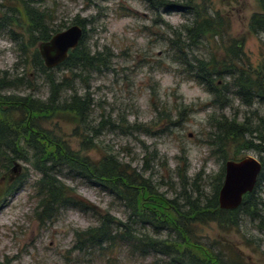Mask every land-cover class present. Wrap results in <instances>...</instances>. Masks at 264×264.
Returning a JSON list of instances; mask_svg holds the SVG:
<instances>
[{"label":"rangeland","instance_id":"rangeland-1","mask_svg":"<svg viewBox=\"0 0 264 264\" xmlns=\"http://www.w3.org/2000/svg\"><path fill=\"white\" fill-rule=\"evenodd\" d=\"M22 1L51 16L46 25L56 34L80 23L86 49L92 55L107 56L106 68L87 72L74 84L78 94L88 90L93 103L90 123L97 130L91 139L93 150L82 151L69 119L59 121L56 132L80 157L98 162L109 155L148 180L168 200L180 196L184 185L179 175L185 171L187 192L198 190V196L205 199L212 195L214 180L226 163L208 146L216 133L214 126L224 118L252 126V130L263 129L264 102L244 106L231 87L235 76L215 78L222 98L216 103L196 82L198 71L193 70L190 78L188 68L213 62L218 71H242L256 81L257 73L264 70V33L251 30L250 25L256 16L264 15V0H0V25L6 14L24 9ZM208 18L220 26L191 46L186 30ZM24 29L0 26V72L31 84L9 94L19 98L31 94L45 101L49 94L45 76L34 70L28 57L20 58L12 42L11 33L19 35ZM179 38L183 55L173 46ZM231 45L239 55L234 63L223 62ZM55 74L59 78L70 75L67 68ZM44 128L52 130L53 125L44 124ZM235 140L233 146L225 147L228 160H264V153L243 151V139ZM17 162L22 166L23 185L14 193H4L8 184L1 181L5 172L0 171V264H164L163 257L139 258L119 246L75 250V235L97 226L98 216L109 215L125 224L129 211L101 189L61 171L59 182L96 212L62 210L43 224L35 216L41 177L30 164ZM254 197L258 216L240 214L237 226L231 228L217 223L195 226L196 242L223 261H229L234 252L250 264H264V180L255 187ZM137 231L151 233L141 226ZM158 237L169 240L166 232Z\"/></svg>","mask_w":264,"mask_h":264},{"label":"trees","instance_id":"trees-1","mask_svg":"<svg viewBox=\"0 0 264 264\" xmlns=\"http://www.w3.org/2000/svg\"><path fill=\"white\" fill-rule=\"evenodd\" d=\"M22 3L24 9L15 8L14 11H8L2 23L19 28L25 27L19 35L11 33L12 42L18 48L20 58L28 57L34 70L45 76L44 82L49 94L45 101L38 100L31 94L24 98L11 95L9 93L13 90L30 88L31 84L21 77L0 72V171L6 174L13 167L14 162L22 161L30 164L33 171L39 174L41 177L37 185L39 203L35 213L38 221L44 224L54 214L68 209L83 213L96 212L89 202L59 182L58 173L66 171L114 197L129 211L125 224L109 215H96L97 226L75 235V250L89 252L103 250L105 246L110 248L119 246L139 258L163 257L164 264H250L234 252L230 253L229 261H223L222 256L216 255L215 252L196 242L194 230L198 225L216 223L229 228L236 227L240 214L252 219L258 216L255 211L258 206L254 197L255 190L243 198L241 206L235 211H221L218 208L217 196L222 186L224 170L214 180L212 195L205 199L198 196V190L187 192V183L182 177L185 172L183 171L179 175L184 185L180 188V196L168 200L164 194H158L157 189L152 187L148 180L113 157L102 156L98 162H93L88 157H80L73 153L68 144L57 136L56 132L60 131L59 121L69 119L75 126L72 136L81 141L82 151L93 150L91 139L97 134V130L90 123L93 103L88 90L84 94H78L74 84L87 72H100L101 68H106L107 56L99 53L92 55L86 49L83 31L82 40L78 47L69 53L68 59L56 69L47 70L37 50L34 49L56 34L46 25V21L50 20L51 16L35 11L24 1ZM8 15L11 16L7 17ZM76 25L82 28L80 23ZM219 26L220 24L215 25L208 18L192 29L186 30V40L193 46L196 39ZM250 29L264 33V15L256 16L251 22ZM173 46L178 48L180 55H183L180 38ZM227 50L230 53H227V58L223 62L234 63L239 55L237 50L232 45ZM216 66L210 62L200 64L196 69L188 68L190 78L192 74L194 75L193 70L198 71L194 75L196 82L203 85L215 97L216 103L222 98L218 90L219 83L215 78L220 79L223 74L235 76L231 87L244 106L250 107L257 100L264 102V70L258 72L256 81H253L242 71L221 72ZM220 66H223V63ZM61 68L68 69L69 77H57L55 72ZM44 124L53 125V129L44 128ZM214 129L216 133H212L208 146L215 148L214 154L219 158L222 157L225 162L242 160L236 158L228 160L226 157L225 147L233 146L237 138L243 139V151L264 153V127L260 131L252 130L254 129L252 126L246 127V124H238L236 120L228 121L222 118ZM254 135L255 139L252 138ZM248 136H250L249 140H245ZM250 139L257 144H253ZM260 164L262 172L257 185L264 180V160H261ZM21 177L22 175L12 184L7 185L4 193H14L21 189L23 185L20 181ZM139 226L149 228L151 233L140 234L137 231ZM163 232L168 234L169 240L158 237Z\"/></svg>","mask_w":264,"mask_h":264},{"label":"water","instance_id":"water-1","mask_svg":"<svg viewBox=\"0 0 264 264\" xmlns=\"http://www.w3.org/2000/svg\"><path fill=\"white\" fill-rule=\"evenodd\" d=\"M82 36V29L79 26H72L53 35L47 42L40 43L37 50L44 67L47 70H54L62 65L68 54L78 47ZM261 172L260 162L251 157L239 162H226L222 186L217 196L219 210L229 212L238 209L243 198L254 191ZM21 174L22 166L14 162L13 167L2 176L1 181L7 182L8 185L12 184Z\"/></svg>","mask_w":264,"mask_h":264}]
</instances>
